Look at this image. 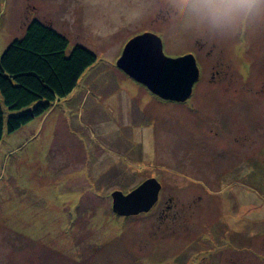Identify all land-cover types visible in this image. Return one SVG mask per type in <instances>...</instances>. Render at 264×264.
Masks as SVG:
<instances>
[{
	"label": "rangeland",
	"instance_id": "1",
	"mask_svg": "<svg viewBox=\"0 0 264 264\" xmlns=\"http://www.w3.org/2000/svg\"><path fill=\"white\" fill-rule=\"evenodd\" d=\"M34 18L97 61L0 142V264H264V13L241 7L221 35L188 27L180 0H0V56ZM146 32L195 56L188 101L118 68ZM150 178L160 202L117 215L112 193Z\"/></svg>",
	"mask_w": 264,
	"mask_h": 264
},
{
	"label": "trees",
	"instance_id": "2",
	"mask_svg": "<svg viewBox=\"0 0 264 264\" xmlns=\"http://www.w3.org/2000/svg\"><path fill=\"white\" fill-rule=\"evenodd\" d=\"M96 61L89 49H69L64 34L32 19L0 56V142L71 95Z\"/></svg>",
	"mask_w": 264,
	"mask_h": 264
},
{
	"label": "water",
	"instance_id": "3",
	"mask_svg": "<svg viewBox=\"0 0 264 264\" xmlns=\"http://www.w3.org/2000/svg\"><path fill=\"white\" fill-rule=\"evenodd\" d=\"M117 66L154 95L175 102L187 101L200 78L193 54L175 58L165 55L162 39L150 32L132 38L125 45ZM160 190L161 184L150 178L128 194L115 191L113 211L123 217L148 212L157 203Z\"/></svg>",
	"mask_w": 264,
	"mask_h": 264
},
{
	"label": "clouds",
	"instance_id": "4",
	"mask_svg": "<svg viewBox=\"0 0 264 264\" xmlns=\"http://www.w3.org/2000/svg\"><path fill=\"white\" fill-rule=\"evenodd\" d=\"M186 25L198 33L227 34L235 25L237 11L243 7L264 13V0H180Z\"/></svg>",
	"mask_w": 264,
	"mask_h": 264
},
{
	"label": "flooded vegetation",
	"instance_id": "5",
	"mask_svg": "<svg viewBox=\"0 0 264 264\" xmlns=\"http://www.w3.org/2000/svg\"><path fill=\"white\" fill-rule=\"evenodd\" d=\"M254 13H255V12H254ZM257 15H258V14H257ZM252 16H253V15H252ZM199 70H200V67H199ZM200 74H201V70H200ZM157 97H158V96H157ZM187 101H188V100H187ZM161 189H162V187H161ZM161 192H162V191L160 190L157 203L160 202L159 200H160V194H161ZM170 201H171V200H170ZM157 203H156V204H157ZM170 208H171V206H168L166 209L169 211ZM163 213H164V212H163Z\"/></svg>",
	"mask_w": 264,
	"mask_h": 264
},
{
	"label": "crops",
	"instance_id": "6",
	"mask_svg": "<svg viewBox=\"0 0 264 264\" xmlns=\"http://www.w3.org/2000/svg\"><path fill=\"white\" fill-rule=\"evenodd\" d=\"M255 193H256V192H255ZM256 194H257V193H256ZM257 235H258V233H252V234H250V238H249V240L251 241V240H252L251 238H252L253 236H257ZM231 263H232V264H237L235 261H232ZM223 264H225V262H224Z\"/></svg>",
	"mask_w": 264,
	"mask_h": 264
},
{
	"label": "snow or ice",
	"instance_id": "7",
	"mask_svg": "<svg viewBox=\"0 0 264 264\" xmlns=\"http://www.w3.org/2000/svg\"><path fill=\"white\" fill-rule=\"evenodd\" d=\"M136 195V193H132V196H135ZM131 197H129V199H130Z\"/></svg>",
	"mask_w": 264,
	"mask_h": 264
}]
</instances>
